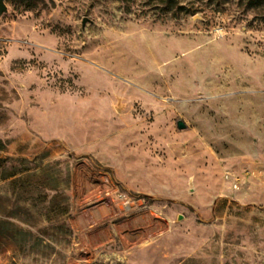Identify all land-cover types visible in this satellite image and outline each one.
Instances as JSON below:
<instances>
[{
  "label": "rangeland",
  "instance_id": "1",
  "mask_svg": "<svg viewBox=\"0 0 264 264\" xmlns=\"http://www.w3.org/2000/svg\"><path fill=\"white\" fill-rule=\"evenodd\" d=\"M5 2L0 264H264V0Z\"/></svg>",
  "mask_w": 264,
  "mask_h": 264
},
{
  "label": "bare ground",
  "instance_id": "2",
  "mask_svg": "<svg viewBox=\"0 0 264 264\" xmlns=\"http://www.w3.org/2000/svg\"><path fill=\"white\" fill-rule=\"evenodd\" d=\"M142 48L144 53L152 59L153 61L152 66H155L156 64H154V61L156 59L157 54L155 53L152 43L149 40L144 39Z\"/></svg>",
  "mask_w": 264,
  "mask_h": 264
},
{
  "label": "water",
  "instance_id": "3",
  "mask_svg": "<svg viewBox=\"0 0 264 264\" xmlns=\"http://www.w3.org/2000/svg\"><path fill=\"white\" fill-rule=\"evenodd\" d=\"M7 10V5L5 0H0V14H2L3 12H5ZM178 127L180 128H184L186 127V123L183 120H179L177 122Z\"/></svg>",
  "mask_w": 264,
  "mask_h": 264
},
{
  "label": "trees",
  "instance_id": "4",
  "mask_svg": "<svg viewBox=\"0 0 264 264\" xmlns=\"http://www.w3.org/2000/svg\"><path fill=\"white\" fill-rule=\"evenodd\" d=\"M28 168L27 167H22L19 171H25V170H27ZM20 179H18V178H16V179H14V181L16 182V181H19Z\"/></svg>",
  "mask_w": 264,
  "mask_h": 264
}]
</instances>
